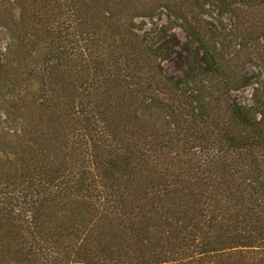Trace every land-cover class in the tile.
Returning a JSON list of instances; mask_svg holds the SVG:
<instances>
[{
    "label": "trees",
    "instance_id": "obj_1",
    "mask_svg": "<svg viewBox=\"0 0 264 264\" xmlns=\"http://www.w3.org/2000/svg\"><path fill=\"white\" fill-rule=\"evenodd\" d=\"M0 28V264H264V0H0Z\"/></svg>",
    "mask_w": 264,
    "mask_h": 264
},
{
    "label": "rangeland",
    "instance_id": "obj_2",
    "mask_svg": "<svg viewBox=\"0 0 264 264\" xmlns=\"http://www.w3.org/2000/svg\"><path fill=\"white\" fill-rule=\"evenodd\" d=\"M175 31L180 39L183 40L185 38L184 33L180 29H176ZM5 42H6V35L3 29L0 28V47L4 46ZM163 67H164L165 73L167 74H176V75L178 74V72L175 71V69L173 68L170 62L163 63ZM251 91H252L251 87H246L239 91L234 92L233 96L236 100L240 102L250 103L251 102L250 100Z\"/></svg>",
    "mask_w": 264,
    "mask_h": 264
}]
</instances>
